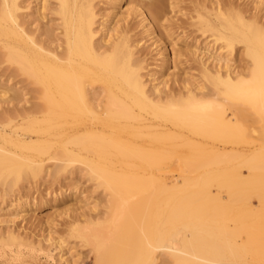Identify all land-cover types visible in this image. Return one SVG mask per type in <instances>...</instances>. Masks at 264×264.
Segmentation results:
<instances>
[{
  "label": "bare ground",
  "instance_id": "bare-ground-1",
  "mask_svg": "<svg viewBox=\"0 0 264 264\" xmlns=\"http://www.w3.org/2000/svg\"><path fill=\"white\" fill-rule=\"evenodd\" d=\"M55 1L59 23L43 40L27 31L21 0H0V55L18 65L12 76H28L37 99L0 110V167L16 162L35 178L46 157L55 161L54 177L76 161L98 164L92 172L118 206L108 209L105 223L73 229L95 246V264H264V144L225 152L258 125L264 142V0H191L195 15L183 21L194 29L188 36L195 33L188 52L170 48L175 38L167 50L160 33L175 35L176 16L167 6L178 8L180 0H104L102 12L103 0ZM41 3L38 18L48 0ZM145 38L161 66L146 64ZM190 55L199 75L173 72L180 65L175 60ZM0 101L21 98L2 88ZM227 159L240 161L237 171L183 175L155 188L147 187L157 178L153 171L133 168ZM211 182L218 186L215 195ZM24 204L20 200V208ZM18 216L13 207L9 217Z\"/></svg>",
  "mask_w": 264,
  "mask_h": 264
},
{
  "label": "rangeland",
  "instance_id": "rangeland-1",
  "mask_svg": "<svg viewBox=\"0 0 264 264\" xmlns=\"http://www.w3.org/2000/svg\"><path fill=\"white\" fill-rule=\"evenodd\" d=\"M21 1L25 6L21 13L26 15L25 17L23 15V18L26 19V24L28 23L26 26V28L28 29L27 31L29 33L31 32L32 35L36 38L43 40L49 39V36L47 34L49 32V26H54L55 24L59 23V20L56 17L57 15L52 14V9L57 6V1L48 0V5L46 7L48 10H44L46 13H44L45 17L43 16L40 18H38L35 14L37 13V9L39 8V6L42 5V0H39L38 2L37 0ZM96 1L97 3H99L102 0ZM237 1L241 4H244L246 2L245 0ZM103 2L104 0L101 4H98L99 10L101 9L102 11V8L107 6L103 4ZM189 2L191 3V0H180L177 3L178 8H176L175 6L174 9H172V6L170 7V5L167 6V8H169V14L171 10L175 12L173 13L172 11L170 16L172 14V16H176L174 17V19L176 18V20H172L173 22L175 21V23H177H174L175 27L173 26L171 28V31L173 30V34L175 33V35H173L174 37H168V34H165L166 32L164 30H162V32L160 31L161 37L166 40H163L166 48L171 46L174 40L173 38L177 40V42L176 40L174 41V43L176 42V45L174 44L175 46L170 47L171 49L173 48V50H178L179 47H181V49L185 47L187 49L184 50L188 52L189 49L194 48L193 45L195 44V36L192 37L193 35H195V33L192 32L194 29L192 26H190L192 28L188 26V29L185 25V22L183 24V21L188 22L190 18V12L192 13L193 11V4L190 6ZM122 4L124 5L126 3L123 2ZM192 14L195 15V11H193ZM134 18L131 20V24L133 25V27L135 26L134 32L136 33V37L138 38L141 33L140 28L137 27L139 26L138 23L140 21L138 17L135 19ZM177 19L178 21L180 20V24H178ZM137 21L138 23L136 24ZM181 24H183L184 26H180ZM188 24L189 23H187V25ZM177 27L179 30L177 29ZM183 28L187 29L184 31ZM190 30H192L191 32L193 33H191V37L188 36ZM56 32L57 34H59L60 31L58 30ZM163 32H165V35L162 34ZM140 37L141 36H139V38ZM189 37L190 39H188ZM185 40L188 43H185ZM144 42V46L146 45L144 47V52L146 53L147 51L146 58H148L146 64L154 63V65L156 64L158 66H161V57L159 56L157 50L154 49L155 47H153V45H150L151 40L148 41V38H145ZM174 47L178 49H175ZM170 48H167V50H170ZM239 54L240 53H237L236 56ZM187 56L185 59L181 57L184 60H180L179 57L178 59H176L177 61L175 60V57L173 61L175 60V62H177L176 64H180L181 66L177 65V68H175L172 67V64H170L171 69H176V71L173 70V72H177L179 70L180 72L186 71V74H188L187 71L189 72L190 70L195 68L194 71H190L189 74H185V76H198L199 73L197 74V68L199 67V63L196 61V58L193 55V60L190 59L191 55L189 57ZM154 57L157 59H155ZM237 57L239 58V56ZM186 60H191V62H188ZM185 61L186 63H184ZM17 68V64L0 55V90L2 88H8L11 91H17L21 98V101H19V103H17V101H13L12 103L8 104L0 101V110L3 107H7L9 105L11 106L15 103L20 106H29L30 104H32V102L35 103L37 101L35 93L31 90L34 85L28 83V76L26 74H16V76L11 75L10 70H15ZM186 68L189 69L186 70ZM146 73L147 70L145 71V75ZM190 73L195 74H192L190 76ZM262 132V127L259 125L256 127V132H251L250 129H248L244 133V141L239 145H235V147L229 146L226 149L227 151L225 150V152L231 153L234 150L238 149L249 151L253 148H257L263 145L264 142L262 139ZM45 159L46 160L42 161V166L41 168H39L38 176H36L35 178L32 176H27V168L22 167L21 164H17L16 162L7 163L0 167L4 173V177L0 179V264H95V262H93L95 260V254L97 251L95 246L89 244L85 239L77 236L78 233L73 229H77L78 227H80V225L95 226L99 221L98 219H103L105 223V220H107L108 218V209L110 207H117L118 204H115V202L112 201L110 192L104 187V185L98 179L97 175L92 172L93 169L97 168L98 164L88 165V163L84 161H76L68 165L66 170H62L63 172L54 177L53 173L51 174L52 176L50 175V170L52 169V167H54L53 165L55 164V161H49L47 157ZM239 162L240 161L238 159H227L223 162L213 163L207 166L201 164L200 162H195L191 167H187L180 163L167 162L166 164L145 165L143 167L136 166L133 168L141 173L144 171H153V173L157 175V178L152 183H150L151 185L147 184V187L155 188L159 187L158 185L162 180H164L168 186H171L183 175L198 177L201 172L210 171V173H215L214 171L222 170L225 167L237 171L240 167ZM104 167L107 168L108 166ZM245 171L247 173V170L243 168L242 172L246 177ZM16 172H20L21 174L20 178L18 179H14L15 177L13 173ZM208 190L211 195H215L218 192V186L216 182L209 183ZM222 192L226 194L227 190L223 189ZM62 193L65 194L63 196L61 195V200L55 199L57 195H60ZM251 195L255 196L254 193H251ZM20 200L25 202L24 206L21 208L19 206ZM36 201L38 202V206L36 207V209H32L31 206ZM256 201L257 200L255 199V197H253V206L255 208L259 206L258 201ZM13 207L16 208L17 212L19 211L20 216L12 219L9 217V212H11ZM11 219L14 221L9 222V220ZM107 224H109V222ZM12 229L15 230L14 235H12L10 232ZM241 236H244L245 239L247 235L244 233L241 234ZM60 244L63 245V249H59ZM64 259L67 260L68 263L65 262Z\"/></svg>",
  "mask_w": 264,
  "mask_h": 264
}]
</instances>
